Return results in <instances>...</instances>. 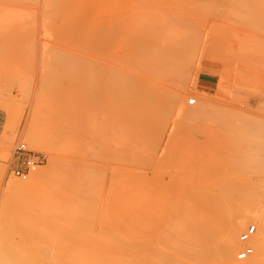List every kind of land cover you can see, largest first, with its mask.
Returning <instances> with one entry per match:
<instances>
[{"label": "rangeland", "instance_id": "rangeland-1", "mask_svg": "<svg viewBox=\"0 0 264 264\" xmlns=\"http://www.w3.org/2000/svg\"><path fill=\"white\" fill-rule=\"evenodd\" d=\"M18 143L45 158L38 177L11 174ZM252 211L264 0H0V257L233 264L228 223Z\"/></svg>", "mask_w": 264, "mask_h": 264}, {"label": "bare ground", "instance_id": "bare-ground-1", "mask_svg": "<svg viewBox=\"0 0 264 264\" xmlns=\"http://www.w3.org/2000/svg\"><path fill=\"white\" fill-rule=\"evenodd\" d=\"M205 113H206V111L204 110V108L202 109L200 107V105H198L193 110L182 111L180 116L184 119L193 120V119H198L200 117H203ZM26 142H28L27 139H26ZM261 164H263V163H261ZM36 170H37V168H35L32 171L31 177H33L34 175H35V177L39 176V174L36 173ZM44 175H45V173H44ZM40 178H42V176H40ZM34 180H36V179H34ZM20 187L23 188V187H26V185L22 184V182H21V184H10L9 183L6 186L5 191L10 193V194L11 193L13 194L15 192V190L16 189L18 190V188H20ZM219 212H220V210H219ZM250 223H252V224L254 223V225H256V227H257L256 234L249 241L250 246L254 250L253 251L254 254L251 255L252 257H248V259H246V260H241L239 258V254L242 253L243 249H242V244L239 242V235L237 236V231L243 230L246 227V225L250 224ZM227 232H228V234L224 238L223 249L221 252L222 254H220L222 259L225 257L224 260L226 262L233 263V264H236L237 261L242 262V264H262L260 258L264 257V213L256 212V211L243 213L237 219L235 218V220L230 221V223H228ZM0 247L1 248L5 247V236L2 234H1V245H0ZM198 257L200 258V260H205V258L207 259V256L204 257V255L202 257L201 256H198ZM0 264H20V263H18L17 260L14 259L13 257L10 260H7V259L5 260V257H4V259L2 257H0Z\"/></svg>", "mask_w": 264, "mask_h": 264}, {"label": "built area", "instance_id": "built-area-1", "mask_svg": "<svg viewBox=\"0 0 264 264\" xmlns=\"http://www.w3.org/2000/svg\"><path fill=\"white\" fill-rule=\"evenodd\" d=\"M187 104L194 106L196 104L195 99H189ZM45 158L41 155L34 154L26 149L25 145L18 143L13 151L12 162L10 164L11 174L21 180L28 179L30 174L35 168L43 166ZM256 227L250 225L239 235V242L242 244V253L245 256H250L253 253V248L250 246L249 241L255 235Z\"/></svg>", "mask_w": 264, "mask_h": 264}, {"label": "crops", "instance_id": "crops-1", "mask_svg": "<svg viewBox=\"0 0 264 264\" xmlns=\"http://www.w3.org/2000/svg\"><path fill=\"white\" fill-rule=\"evenodd\" d=\"M210 80H211V78L210 77H206L205 78V85L204 86H209V84H210ZM158 203V202H157ZM157 203H156V205H157Z\"/></svg>", "mask_w": 264, "mask_h": 264}]
</instances>
